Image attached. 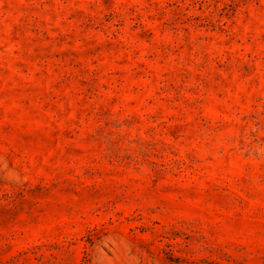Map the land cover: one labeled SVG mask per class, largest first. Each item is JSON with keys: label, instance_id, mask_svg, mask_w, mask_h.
Returning <instances> with one entry per match:
<instances>
[{"label": "rangeland", "instance_id": "1", "mask_svg": "<svg viewBox=\"0 0 264 264\" xmlns=\"http://www.w3.org/2000/svg\"><path fill=\"white\" fill-rule=\"evenodd\" d=\"M0 264H264V0H0Z\"/></svg>", "mask_w": 264, "mask_h": 264}]
</instances>
